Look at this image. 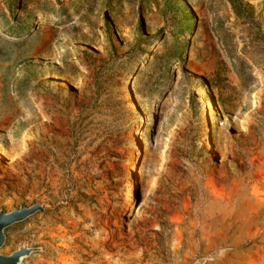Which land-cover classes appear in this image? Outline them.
<instances>
[{
	"label": "rangeland",
	"instance_id": "rangeland-1",
	"mask_svg": "<svg viewBox=\"0 0 264 264\" xmlns=\"http://www.w3.org/2000/svg\"><path fill=\"white\" fill-rule=\"evenodd\" d=\"M34 204L20 264H264V0H0V212Z\"/></svg>",
	"mask_w": 264,
	"mask_h": 264
},
{
	"label": "water",
	"instance_id": "water-1",
	"mask_svg": "<svg viewBox=\"0 0 264 264\" xmlns=\"http://www.w3.org/2000/svg\"><path fill=\"white\" fill-rule=\"evenodd\" d=\"M46 205L34 204L33 206L26 207L20 206L18 210L6 213L0 212V249L5 243V231L10 226L21 223L37 213L44 212ZM40 249L29 248L26 245L20 247L17 251L9 256L0 254V264H20L25 258H28L34 253L40 252Z\"/></svg>",
	"mask_w": 264,
	"mask_h": 264
},
{
	"label": "bare ground",
	"instance_id": "bare-ground-1",
	"mask_svg": "<svg viewBox=\"0 0 264 264\" xmlns=\"http://www.w3.org/2000/svg\"><path fill=\"white\" fill-rule=\"evenodd\" d=\"M46 44H47V42H46ZM44 47H45V46H44ZM44 47H43V48H44ZM40 50H42V48H41V47L39 48V51H40ZM36 52H37V51H36ZM222 218H223V222H225V223H226V222H227V221H226V220H227V219H226V217H225V216H223ZM223 225H224V223H223Z\"/></svg>",
	"mask_w": 264,
	"mask_h": 264
}]
</instances>
